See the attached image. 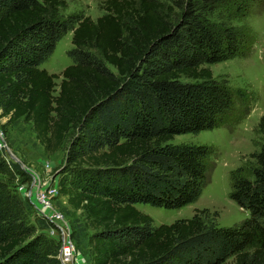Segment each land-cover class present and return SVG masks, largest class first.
Listing matches in <instances>:
<instances>
[{"label":"trees","instance_id":"obj_1","mask_svg":"<svg viewBox=\"0 0 264 264\" xmlns=\"http://www.w3.org/2000/svg\"><path fill=\"white\" fill-rule=\"evenodd\" d=\"M169 1L106 0L93 20L58 17L64 0H0L2 128L29 124L47 155L68 144L57 191L86 221L71 238L88 240V264H264V143L231 173L230 197L250 213L238 224L196 209L155 225L136 205L196 202L214 150L170 141L241 121L238 104L249 103L208 66L250 54L245 20L263 0ZM68 32L71 65L50 74L41 65ZM258 130L264 136V115ZM16 173L0 153V174L11 182ZM50 228L0 179V264H62Z\"/></svg>","mask_w":264,"mask_h":264},{"label":"rangeland","instance_id":"obj_2","mask_svg":"<svg viewBox=\"0 0 264 264\" xmlns=\"http://www.w3.org/2000/svg\"><path fill=\"white\" fill-rule=\"evenodd\" d=\"M65 6L58 7V17H67L72 14H81L93 20L104 16L106 0H64ZM166 7L172 5L169 0H160ZM255 33V42L250 54L244 58H236L226 62L209 65L215 78L226 80L235 89H242L248 95V104H238L241 114L247 110L241 121L226 125L221 128L204 131L199 134L178 135L170 143L205 145L213 148L214 154L210 159L209 183L204 187L199 199L181 208H165L153 206L149 203H137V207L152 216L155 225L169 224L177 219L191 217L196 209H208L209 219H213L218 212L216 221L220 226H233L250 216L248 210L239 206L230 197L232 190L231 173L239 167L249 168L253 162L252 154L260 149L264 143V136L258 130L259 122L264 115V0L255 5L250 16L245 20ZM71 32L65 34L56 44L51 57L41 65L50 74L59 75L71 60L67 52L72 49ZM109 68L116 73L112 66ZM58 92L60 78L55 80ZM7 118L0 119V153L7 163L12 162L21 168L22 173H16L11 178L0 174V179L7 181L12 191L18 193L34 208L35 214L39 213L36 204L43 209H48L53 221L64 230L70 231V240L74 244L75 253L67 264H88V259L83 254L89 250L88 240L81 243L71 238V233L78 224H85L81 210L70 211L66 197L57 191V183L65 166L67 143L58 152L47 155L36 141L30 125L18 123L6 126ZM6 132H3L4 130ZM11 153L18 162L10 157ZM30 197V198H29ZM35 204V205H34ZM58 214L57 217L55 216ZM38 215V214H37ZM40 216V215H39ZM51 224H54L47 220ZM87 236L94 232L86 229ZM49 235L59 239L61 232L48 230ZM227 264H234L230 257Z\"/></svg>","mask_w":264,"mask_h":264},{"label":"built area","instance_id":"obj_3","mask_svg":"<svg viewBox=\"0 0 264 264\" xmlns=\"http://www.w3.org/2000/svg\"><path fill=\"white\" fill-rule=\"evenodd\" d=\"M35 208L39 212V213H37L38 215L42 216L43 218H45L47 220H50L54 224V226H52L50 228L51 233H53V231H58V230L61 232V235L59 237V240L61 242V247L59 250L58 258L62 264H67L68 262H70L72 260L73 255L75 253L74 244L70 240V231H69L70 229L64 230L63 228H61V226H59V224L55 223L53 221V218H51V215L49 214L48 209H43L38 204H36ZM57 215L58 214L56 213L55 216L58 219V217H60V216H57Z\"/></svg>","mask_w":264,"mask_h":264},{"label":"water","instance_id":"obj_4","mask_svg":"<svg viewBox=\"0 0 264 264\" xmlns=\"http://www.w3.org/2000/svg\"><path fill=\"white\" fill-rule=\"evenodd\" d=\"M9 157L14 161V162H18V160L11 154L9 153Z\"/></svg>","mask_w":264,"mask_h":264}]
</instances>
